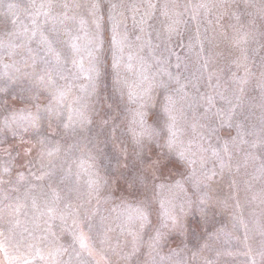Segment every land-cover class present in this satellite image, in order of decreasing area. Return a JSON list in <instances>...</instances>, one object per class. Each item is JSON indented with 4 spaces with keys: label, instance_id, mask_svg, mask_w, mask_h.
<instances>
[{
    "label": "rangeland",
    "instance_id": "obj_1",
    "mask_svg": "<svg viewBox=\"0 0 264 264\" xmlns=\"http://www.w3.org/2000/svg\"><path fill=\"white\" fill-rule=\"evenodd\" d=\"M92 2L0 0V233L9 254L23 259L35 252L29 245L38 244L46 252L66 249L59 264H264V90L258 86L264 80V0H95L90 14ZM65 12L76 19H65ZM113 16L134 57L132 71L121 67L120 84L112 66ZM80 18L91 35L103 37V48L94 52L100 71L94 81L74 66L67 44L66 29L80 34ZM42 34L61 54L60 63L46 54ZM89 62L85 57V69ZM161 68L178 74L184 89ZM49 73L54 85L47 84ZM245 75L241 92L236 78ZM129 86L150 91L130 99ZM57 88L68 93L63 105L53 99ZM169 95L175 99L172 148L163 110ZM232 105L229 125L216 110ZM75 109L89 122L80 123ZM29 114L39 116L36 126ZM141 118L144 135H138ZM213 148L221 150L223 169ZM213 171L211 181L197 186ZM161 200L174 210L175 227L171 221L162 227ZM137 207L148 214L143 228L127 219ZM48 208L56 210L54 235L44 239ZM77 224L93 255L73 242ZM157 230L164 235L153 248ZM130 231L138 234L135 249ZM0 262L6 264L3 253Z\"/></svg>",
    "mask_w": 264,
    "mask_h": 264
},
{
    "label": "snow or ice",
    "instance_id": "obj_2",
    "mask_svg": "<svg viewBox=\"0 0 264 264\" xmlns=\"http://www.w3.org/2000/svg\"><path fill=\"white\" fill-rule=\"evenodd\" d=\"M201 7H207V4H201ZM41 7L43 8L44 5L42 4ZM78 7V5H77ZM98 7V5L95 3V0H93L92 4H91V8L89 9L90 14H94V10ZM118 7L117 4H113L112 8L113 10H115ZM65 8H68V4H65ZM50 11V5L48 8L44 9V14L48 15ZM65 19H76V17H68L67 16V12H65L64 14ZM113 19V25H112V35H111V45H112V49H113V70L115 73V82L117 84L121 83V67L123 66V68L127 71H132L133 69V54L131 51H128L126 53V49H130V44L128 41V35L127 33H121L120 31V22L116 19L115 16L112 17ZM33 23H35V21H33ZM61 23H63V21H61ZM79 26H80V34H71L70 30L66 29V31H69V38L67 40V44L68 47L73 55V64L74 66H76L79 70L84 71L85 73V78L88 81H94L96 78L99 77L100 75V71L99 68L97 67V65L93 62L95 60V56H94V52H98L99 50H101L103 48V37L101 34H96V35H91L85 28V20L83 18H80L79 21ZM99 27V25H98ZM33 35H35V32H33ZM137 39H139V37H137ZM42 45L45 47L46 49V54L50 55L52 57V60L55 63H60L61 62V54L59 52L56 51V49L53 47L52 43L48 40L47 37L43 36L42 34V40H41ZM85 57L89 58V65L87 66V69H85ZM126 57V60H125ZM177 68H179V64L176 65ZM5 68H7V65L5 66ZM143 75H142V79L143 80H148V68H143L141 69ZM160 71H162L164 73V75H166L169 79H174L178 85V90H183L184 89V85L180 84L179 82V75L177 74L175 77L173 76V74L168 71L167 69H163L161 68ZM245 73H247V69H245ZM4 75H7V72H4ZM235 76V74H234ZM38 81L41 84L45 83V75L41 74L37 77ZM240 84V91L243 92V85H245L248 80H247V75H245L244 77L241 78H236ZM125 84H127V81H124ZM47 84L48 85H54L55 81L52 79L50 73L47 74ZM262 90H264V80H262L260 82V84L258 85ZM86 85H82L81 88L82 90L86 89ZM0 91H3V89H0ZM150 91V88H145L143 89L141 92L137 93L134 89H132L129 86L128 89V95L130 99H133L137 96H140L141 98L145 95H147ZM67 91H65L64 89L61 88H57L55 90V94L53 96V99L56 101L57 104L59 105H63L64 100L67 97ZM222 98H224L222 96ZM167 101L168 103L165 104L164 106V112L167 113L168 115V131H169V137H168V145L170 148L174 147L177 143L176 140V129H175V115H174V107H175V99L169 95L167 97ZM208 103L209 105H211L212 107H215V103H214V99L213 97H208ZM230 103V101H229ZM236 105H232L231 108L228 109L227 112H225L222 109H217V114L218 117L223 119L225 123H228L230 125V122L233 118L234 115V110H235ZM47 111L49 113V115L52 114L53 112V107L51 105L48 106ZM70 111H73L70 109ZM74 114L77 117L78 121L80 123H85V122H89V118L86 114V112L84 110L81 109H75L74 110ZM31 117V123L33 124V126H36L37 121L39 120V116H32L31 114H29ZM23 118V117H22ZM69 121H72V115H70L68 117ZM140 125H141V132L138 135H144L146 133L147 130H145L143 128V119L141 118L140 120ZM65 127H68V124H65ZM237 127L239 128L240 125L238 124ZM235 139V138H233ZM241 141L244 142L243 140V132L241 131ZM223 152L227 155L229 154V148H228V144L225 143L223 146ZM220 149L217 148H213L212 149V154L214 156H216L219 160H220V167L221 169H223L226 164L225 161L223 159V157H221L220 155ZM51 151L49 152V155H51ZM178 155H180L181 157H184L185 155V150L181 149L178 152ZM190 164H194L195 161L194 160H190L189 161ZM215 175V172H211L210 174H207L203 180L199 179L197 180V186L199 185V183H206L208 181H211L213 176ZM90 183H96L95 181H92ZM175 187L180 188L181 190L183 189V184L181 181L177 180L175 185ZM160 189H163L165 187L164 184H160L157 186ZM207 193H203L201 196V202H204V196H206ZM161 207L164 209L163 211V223H162V227H167L168 226V222L171 221V224L173 227L176 226L177 224V217L175 215L174 210H170L166 207H164V201L161 200ZM19 211V209H17V212ZM47 215L50 217L49 220L45 221V223L47 224V227L45 228V235H44V239L47 238V234L51 233V220L56 218V210L54 208H48L47 210ZM135 211V216H133L131 213H129L128 215V220L131 222H136L139 221L140 223V227L143 228L144 223L148 221V214L147 212L142 209L137 207L136 209H134ZM43 215V213H41ZM60 218L63 219L64 218V214L60 215ZM75 223V222H74ZM77 229L73 232V242L75 244H77L79 246V248L82 251H86L88 255H93L94 254V250L89 242V238L87 236V234L85 233V231L83 230V228L77 224ZM221 232H223V229L220 230ZM52 235H54V233H51ZM130 234L133 237V247L135 249L136 246V241H137V233L135 231H130ZM164 234L161 233L159 230H157V232L155 233V236L152 238V243H151V247L155 248L159 242L161 241V238ZM205 247H207V244H205ZM30 250L31 249H35V252L33 255H27L25 256L23 259H21V257L16 256V255H10L9 254V249H8V245L5 241V238H3V233H0V253H3L4 255V259L6 261V264H34L35 260L37 258H39L41 261H43V264H59V261L57 259L58 255L62 254L64 251H66V249H63L61 247H56L52 250L49 251H45L43 248L39 247L38 244L36 245H29ZM80 252H77L76 255L77 257L80 256ZM178 254V253H177ZM128 256H131L132 253L127 254ZM163 259V257L161 258ZM0 264H3V262H0ZM79 264H84L83 261H80ZM206 264H214V261L208 260L206 262Z\"/></svg>",
    "mask_w": 264,
    "mask_h": 264
}]
</instances>
